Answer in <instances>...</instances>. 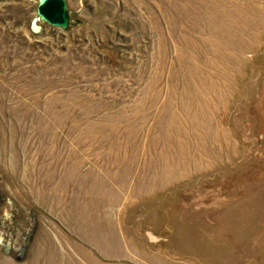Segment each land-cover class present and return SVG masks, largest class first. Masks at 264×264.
Wrapping results in <instances>:
<instances>
[{
	"label": "rangeland",
	"instance_id": "obj_1",
	"mask_svg": "<svg viewBox=\"0 0 264 264\" xmlns=\"http://www.w3.org/2000/svg\"><path fill=\"white\" fill-rule=\"evenodd\" d=\"M67 4L0 0V264H264V0Z\"/></svg>",
	"mask_w": 264,
	"mask_h": 264
},
{
	"label": "water",
	"instance_id": "obj_2",
	"mask_svg": "<svg viewBox=\"0 0 264 264\" xmlns=\"http://www.w3.org/2000/svg\"><path fill=\"white\" fill-rule=\"evenodd\" d=\"M37 13L41 21L54 27L68 29L70 26V15L67 0H39ZM33 30L38 33L41 27L34 24Z\"/></svg>",
	"mask_w": 264,
	"mask_h": 264
},
{
	"label": "bare ground",
	"instance_id": "obj_3",
	"mask_svg": "<svg viewBox=\"0 0 264 264\" xmlns=\"http://www.w3.org/2000/svg\"><path fill=\"white\" fill-rule=\"evenodd\" d=\"M42 29V28H41Z\"/></svg>",
	"mask_w": 264,
	"mask_h": 264
}]
</instances>
